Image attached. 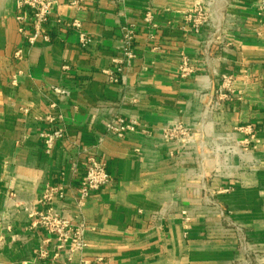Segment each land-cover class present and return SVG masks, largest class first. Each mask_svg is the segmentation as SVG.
Here are the masks:
<instances>
[{"label":"crops","instance_id":"0c3cea01","mask_svg":"<svg viewBox=\"0 0 264 264\" xmlns=\"http://www.w3.org/2000/svg\"><path fill=\"white\" fill-rule=\"evenodd\" d=\"M16 1L0 0V264H264L263 0H222V29L199 32L201 0H55L34 45ZM126 23L137 28V57L115 83L107 71ZM184 56L195 68L187 77ZM113 115L139 130L107 134ZM175 123L203 150L164 141L160 129ZM56 129L64 136L47 153L42 133ZM91 157L111 183L80 205ZM48 209L87 226V246L71 259L39 223Z\"/></svg>","mask_w":264,"mask_h":264},{"label":"built area","instance_id":"2783aa9c","mask_svg":"<svg viewBox=\"0 0 264 264\" xmlns=\"http://www.w3.org/2000/svg\"><path fill=\"white\" fill-rule=\"evenodd\" d=\"M118 4H123L124 0H115ZM17 6L21 11V14L17 17L20 24V32L25 36V40L29 45H34L38 36L44 33V25L49 21L53 8L55 5V0H17ZM212 3H209V6ZM213 5V4H212ZM262 8H264V0L262 2ZM194 18V29L199 32L201 27L209 26L213 28V31H219L222 29L221 23L222 19L218 18L216 13L214 16L208 15L206 9H202L201 6L195 10ZM212 13V12H211ZM146 21L152 23V13L147 12ZM31 23L33 27V34H27V25ZM66 25L74 28L79 32L80 43L83 47H86L91 39L89 36L81 31V22L79 20H73L68 22ZM122 44L121 53L122 56L114 61V69L107 71L110 79L118 83L123 77L125 70L124 65L131 62V60L137 57L134 42L137 34V28L134 24H124L122 26ZM47 37V34L46 36ZM68 69V66H64ZM194 66L191 64V59L188 56H184L182 63L180 65L181 75L187 77L194 72ZM53 92L60 98H68L71 93L68 89L62 87L53 88ZM219 101L215 102V106H219ZM54 103L51 107H56ZM206 112V111H205ZM52 121L56 120L54 115L49 116ZM139 123L135 119H127L121 115H113L105 123V132L117 136L119 138H124L127 134L137 132L139 130ZM142 133L145 135H151L152 131L147 129H141ZM162 138L167 142H175L181 146H192L197 150H203L202 145H198V138L195 131L190 127L182 123H175L172 125L164 126L160 129ZM44 137V143L47 153H51L56 142L63 138L64 130L56 129L49 133H42ZM220 151V150H218ZM237 148H228L224 152V160L228 162V156L232 152H236ZM222 152V151H220ZM238 152V151H237ZM111 183V176L107 171V165L105 162L99 161L94 157L89 158L86 164V173L83 178L82 184L79 189V204L82 205L91 196L92 192L101 190L107 187ZM48 195L45 196L47 198ZM186 214V212H184ZM189 220V218H186ZM39 223L44 226L50 233L57 234L61 240L60 247H68V258L71 259L73 254L82 251L87 246L86 242V231L87 226L85 223L80 222L75 224L72 219L64 218L51 209L40 214ZM231 231L239 241L240 248L243 253L250 255L248 253V234L240 226L234 225Z\"/></svg>","mask_w":264,"mask_h":264},{"label":"rangeland","instance_id":"374dc122","mask_svg":"<svg viewBox=\"0 0 264 264\" xmlns=\"http://www.w3.org/2000/svg\"><path fill=\"white\" fill-rule=\"evenodd\" d=\"M222 0H201V4H200V6H201V8L204 10V9H206L207 11H208V15L210 16V15H212V16H214V14L216 13V15L218 14V15H220L219 14V11H221V9H222V7H221V5H222V2H221ZM221 2V3H220ZM209 3H212V4H210V6H209ZM212 12V13H211ZM218 17V16H217ZM219 18V17H218ZM222 23H223V20H222ZM221 23V26H223V24Z\"/></svg>","mask_w":264,"mask_h":264},{"label":"bare ground","instance_id":"6f19581e","mask_svg":"<svg viewBox=\"0 0 264 264\" xmlns=\"http://www.w3.org/2000/svg\"><path fill=\"white\" fill-rule=\"evenodd\" d=\"M224 1H225V0H224ZM221 2H222V1H221ZM221 2H220V3H221ZM221 7H222V6H221Z\"/></svg>","mask_w":264,"mask_h":264}]
</instances>
